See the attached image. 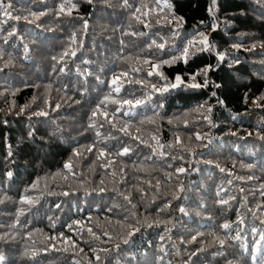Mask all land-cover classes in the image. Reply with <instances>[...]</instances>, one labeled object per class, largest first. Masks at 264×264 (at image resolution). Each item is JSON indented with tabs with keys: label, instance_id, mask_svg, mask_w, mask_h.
Returning a JSON list of instances; mask_svg holds the SVG:
<instances>
[{
	"label": "trees",
	"instance_id": "1",
	"mask_svg": "<svg viewBox=\"0 0 264 264\" xmlns=\"http://www.w3.org/2000/svg\"><path fill=\"white\" fill-rule=\"evenodd\" d=\"M0 264H264V0H0Z\"/></svg>",
	"mask_w": 264,
	"mask_h": 264
},
{
	"label": "bare ground",
	"instance_id": "2",
	"mask_svg": "<svg viewBox=\"0 0 264 264\" xmlns=\"http://www.w3.org/2000/svg\"><path fill=\"white\" fill-rule=\"evenodd\" d=\"M152 170V169H151Z\"/></svg>",
	"mask_w": 264,
	"mask_h": 264
}]
</instances>
